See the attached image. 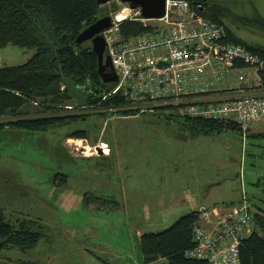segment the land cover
Wrapping results in <instances>:
<instances>
[{
	"label": "rangeland",
	"instance_id": "rangeland-1",
	"mask_svg": "<svg viewBox=\"0 0 264 264\" xmlns=\"http://www.w3.org/2000/svg\"><path fill=\"white\" fill-rule=\"evenodd\" d=\"M210 2L229 8L226 20L240 37L264 44L261 22L236 18L260 14L264 20V0ZM112 3L100 4L101 17ZM4 48L14 65L35 51ZM63 105L73 108L58 110L62 114H89L48 130L0 132V205L12 221L34 217L43 226L37 247L3 248L0 264H170L165 258L144 262L142 233L160 231L201 204L239 202L243 190L253 211L264 214V136L256 135L258 128L205 132L186 119L128 116L118 105L82 107L75 99ZM26 111L39 115L34 107ZM81 129L83 142H107L111 153L91 155V147L82 153L73 134Z\"/></svg>",
	"mask_w": 264,
	"mask_h": 264
},
{
	"label": "trees",
	"instance_id": "trees-1",
	"mask_svg": "<svg viewBox=\"0 0 264 264\" xmlns=\"http://www.w3.org/2000/svg\"><path fill=\"white\" fill-rule=\"evenodd\" d=\"M199 1L203 4L202 8L198 7L201 14L214 22L225 24L228 41L243 44L264 55V44L249 43L232 29L226 20L232 15L228 7L210 0ZM100 7L97 0H0V47L15 45L35 49L27 61L15 65L7 63L0 52L6 63L0 67V117H9L0 120V132L8 127L43 131L86 119L89 114L86 111L75 114H62L64 112L58 111L73 108L63 105L70 99H75L82 107L91 105L108 108L118 105L121 106L119 111L128 116L151 113L168 121L186 119L199 131H243L241 123L234 119L183 115L167 105L143 109L140 105L131 106V100L121 92L107 94L115 82L103 81L99 72V56L92 42H77L81 31L101 17ZM236 18L247 25L257 26L259 21L264 29V20L260 14ZM151 29L152 26H144L135 20H126L122 25L125 36ZM30 107H34L39 115L27 116L26 109ZM100 111L97 113L101 114ZM256 132V135L264 136L263 130ZM73 134L79 138L85 137L86 130H77ZM243 195L249 201V213L254 227L239 245L241 264H264V214L253 211L252 202L244 190ZM202 205L205 204L180 216L160 231L142 233L140 243L144 262L165 258L170 264H211L208 258L191 253L196 246L194 229L201 220ZM238 205L236 201L214 203L206 207L218 209ZM42 229L43 226L34 217L19 216L12 221L0 205V250L34 249L43 237Z\"/></svg>",
	"mask_w": 264,
	"mask_h": 264
},
{
	"label": "built area",
	"instance_id": "built-area-1",
	"mask_svg": "<svg viewBox=\"0 0 264 264\" xmlns=\"http://www.w3.org/2000/svg\"><path fill=\"white\" fill-rule=\"evenodd\" d=\"M195 1L165 0L164 15L145 17L141 7L117 0L110 12L112 24L102 31L105 53L118 76L107 94L121 92L131 106L143 109L167 105L183 115L234 119L244 134L255 125L264 127V55L228 41L225 24L201 14L198 7L203 4ZM126 20L152 29L125 36ZM5 65L0 53V67ZM79 140L78 149L87 154L91 147V155L100 152L104 143L91 145L84 140L80 145ZM249 206L246 196L233 208L202 205L191 253L211 264H241L239 245L252 230Z\"/></svg>",
	"mask_w": 264,
	"mask_h": 264
},
{
	"label": "water",
	"instance_id": "water-1",
	"mask_svg": "<svg viewBox=\"0 0 264 264\" xmlns=\"http://www.w3.org/2000/svg\"><path fill=\"white\" fill-rule=\"evenodd\" d=\"M100 4L112 3V10L117 7V0H97ZM128 3L132 8L141 7L145 17H160L165 13V0H120ZM112 24L111 14L98 18L87 26L77 37V42L82 43L91 40L93 49L99 56V72L104 82H115L118 76L113 69L111 56L106 55V40L102 33ZM87 142V141H86ZM99 150L102 151L101 147Z\"/></svg>",
	"mask_w": 264,
	"mask_h": 264
},
{
	"label": "crops",
	"instance_id": "crops-1",
	"mask_svg": "<svg viewBox=\"0 0 264 264\" xmlns=\"http://www.w3.org/2000/svg\"><path fill=\"white\" fill-rule=\"evenodd\" d=\"M2 50V51H1ZM0 52L2 53V55H3V57L5 58V60L7 61V63H9V64H12L13 62H12V58H11V56H10V54H8L7 53V51H6V49L4 48V49H0ZM253 127H255V129H257L258 128V130H256V131H262V130H264V127L263 126H261V125H255V126H253ZM104 142V141H103ZM104 143H107V142H104ZM111 153V151H110V147H109V149L106 151V152H104V153ZM241 198V197H240ZM237 204H238V202H237Z\"/></svg>",
	"mask_w": 264,
	"mask_h": 264
},
{
	"label": "bare ground",
	"instance_id": "bare-ground-1",
	"mask_svg": "<svg viewBox=\"0 0 264 264\" xmlns=\"http://www.w3.org/2000/svg\"><path fill=\"white\" fill-rule=\"evenodd\" d=\"M263 73H264V71H263ZM262 73V74H263ZM82 141V140H81ZM103 142V141H102ZM101 146V149L102 148H105V150H103L102 149V152H106L108 149H109V146H108V144L107 143H103V144H101L100 145ZM83 147H87V146H83ZM245 195H243V191H242V196H241V199L239 200V202H238V204H241V202L243 201V197H244Z\"/></svg>",
	"mask_w": 264,
	"mask_h": 264
},
{
	"label": "clouds",
	"instance_id": "clouds-1",
	"mask_svg": "<svg viewBox=\"0 0 264 264\" xmlns=\"http://www.w3.org/2000/svg\"><path fill=\"white\" fill-rule=\"evenodd\" d=\"M111 4V3H110ZM118 5V4H117ZM114 10V9H113Z\"/></svg>",
	"mask_w": 264,
	"mask_h": 264
}]
</instances>
